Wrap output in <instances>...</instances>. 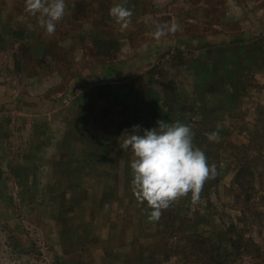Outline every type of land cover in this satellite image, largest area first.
<instances>
[{
    "label": "rangeland",
    "instance_id": "obj_1",
    "mask_svg": "<svg viewBox=\"0 0 264 264\" xmlns=\"http://www.w3.org/2000/svg\"><path fill=\"white\" fill-rule=\"evenodd\" d=\"M65 2L0 0V264H264V0ZM158 120L216 175L150 220L118 137Z\"/></svg>",
    "mask_w": 264,
    "mask_h": 264
},
{
    "label": "clouds",
    "instance_id": "obj_2",
    "mask_svg": "<svg viewBox=\"0 0 264 264\" xmlns=\"http://www.w3.org/2000/svg\"><path fill=\"white\" fill-rule=\"evenodd\" d=\"M126 0L115 3L110 16L123 27L130 23L132 10ZM26 10L37 16L38 23L49 35L66 13L65 0H25ZM178 25H171L175 31ZM166 25L157 24L154 37L165 35ZM146 48V46H143ZM191 127L180 121L158 120L156 127L141 129L139 125L125 129L118 139L120 148L131 151V191L137 202L149 209L148 218L158 220L162 211L179 197L198 196L204 182L216 175L205 153L193 144ZM208 141H218L216 132L206 133Z\"/></svg>",
    "mask_w": 264,
    "mask_h": 264
},
{
    "label": "trees",
    "instance_id": "obj_3",
    "mask_svg": "<svg viewBox=\"0 0 264 264\" xmlns=\"http://www.w3.org/2000/svg\"><path fill=\"white\" fill-rule=\"evenodd\" d=\"M239 177V176H238ZM235 242H232V245L234 244Z\"/></svg>",
    "mask_w": 264,
    "mask_h": 264
}]
</instances>
